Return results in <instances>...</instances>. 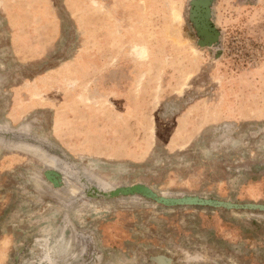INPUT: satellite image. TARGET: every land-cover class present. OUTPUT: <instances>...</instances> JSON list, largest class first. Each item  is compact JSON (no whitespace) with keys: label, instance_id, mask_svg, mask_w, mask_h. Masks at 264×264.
Instances as JSON below:
<instances>
[{"label":"rangeland","instance_id":"rangeland-1","mask_svg":"<svg viewBox=\"0 0 264 264\" xmlns=\"http://www.w3.org/2000/svg\"><path fill=\"white\" fill-rule=\"evenodd\" d=\"M0 0V264H264V0Z\"/></svg>","mask_w":264,"mask_h":264},{"label":"water","instance_id":"water-1","mask_svg":"<svg viewBox=\"0 0 264 264\" xmlns=\"http://www.w3.org/2000/svg\"><path fill=\"white\" fill-rule=\"evenodd\" d=\"M205 2L203 0H196L193 4V18L197 30L204 35V38L200 41L201 45H211L215 37V32L209 26V23L205 15Z\"/></svg>","mask_w":264,"mask_h":264}]
</instances>
